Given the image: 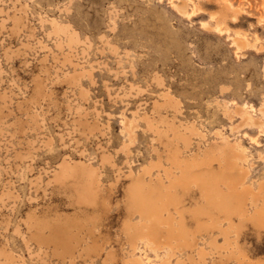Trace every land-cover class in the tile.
Returning <instances> with one entry per match:
<instances>
[{
	"label": "rangeland",
	"instance_id": "374dc122",
	"mask_svg": "<svg viewBox=\"0 0 264 264\" xmlns=\"http://www.w3.org/2000/svg\"><path fill=\"white\" fill-rule=\"evenodd\" d=\"M179 1L0 0V264H264V230L240 216L193 248L132 250L123 231L130 183L179 172L165 141L174 127L190 136L188 146L171 139L182 158L216 146V168L264 191V0H181L186 13ZM66 161L99 175L110 205L96 232L115 261L82 249L63 261L32 240V215L79 213L55 178ZM251 200L255 213L264 197Z\"/></svg>",
	"mask_w": 264,
	"mask_h": 264
},
{
	"label": "bare ground",
	"instance_id": "6f19581e",
	"mask_svg": "<svg viewBox=\"0 0 264 264\" xmlns=\"http://www.w3.org/2000/svg\"><path fill=\"white\" fill-rule=\"evenodd\" d=\"M177 8L182 13H186V2L180 0ZM234 43L239 48L245 46V36L241 37L238 34ZM39 88L41 87H38V90ZM165 104L173 107L174 101L169 99ZM171 129L178 142L181 140L186 146L189 145L190 136L186 134V131L182 132L175 127ZM160 132L158 131L159 134ZM166 134L168 129L165 133L168 141L164 140L169 148L172 164L179 168V172L175 173L171 169L170 173L175 174L173 177L169 176V183L166 182V184L162 180L157 182L152 180L150 171H147L140 174L127 187L125 192L127 219L124 222L123 231L132 250L138 249L141 241L146 242L153 249L154 247L162 249L166 246H172L175 249L193 248L198 242L199 235L212 234L211 232L220 226L221 221L228 220L231 224L237 216H240L244 222L250 221L255 227L264 230V203L255 213L250 212L248 205L250 195L254 198L251 201L257 202L259 196L264 197V191L256 193L252 188L244 186V176L241 173L226 172L224 169L216 168L214 162L219 159L218 147H213L205 157L199 158L195 155L193 158L184 159L181 157L183 147H179L177 142L173 145L171 139L175 136H171L169 140L170 136L168 138ZM160 135L159 138L162 139ZM226 141L229 143L228 140ZM245 149L240 151L242 157H245L242 158L243 160L246 159ZM219 153L228 159L224 149ZM232 167L235 168L233 164ZM241 168L243 170V166ZM147 174L150 179L146 178ZM55 178L60 184L70 187L79 213H76V216L61 215L59 212L58 214L54 212V215L35 214L31 218L29 216L32 240H35L40 247L51 248L54 255L63 261L73 259L80 249L82 250L80 254L77 253L78 255L82 256V251L85 255H89V258L91 255L105 254L107 261H113L116 258V251L108 245L109 240L101 238L96 232L101 211L108 203L104 198L105 195L103 196L97 171L84 164L66 161L57 170ZM81 213L85 217L80 216ZM136 215L140 216L142 221L135 222L133 217ZM211 236L213 248L220 253L222 248L220 249L216 238ZM206 253L204 249L200 250L201 260L205 258ZM170 260V257L166 258L163 264H169ZM128 264L143 263L142 259L133 258L128 261Z\"/></svg>",
	"mask_w": 264,
	"mask_h": 264
}]
</instances>
